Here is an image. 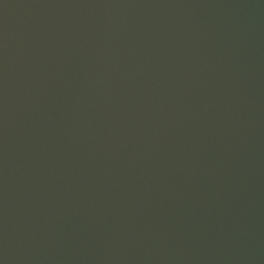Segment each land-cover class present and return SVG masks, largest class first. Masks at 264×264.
I'll use <instances>...</instances> for the list:
<instances>
[{
    "label": "water",
    "instance_id": "1",
    "mask_svg": "<svg viewBox=\"0 0 264 264\" xmlns=\"http://www.w3.org/2000/svg\"><path fill=\"white\" fill-rule=\"evenodd\" d=\"M0 264H264V0H0Z\"/></svg>",
    "mask_w": 264,
    "mask_h": 264
}]
</instances>
